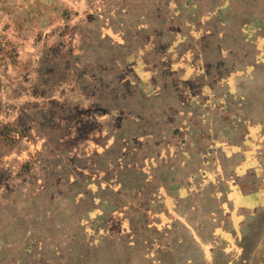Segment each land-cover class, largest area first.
I'll use <instances>...</instances> for the list:
<instances>
[{"label": "rangeland", "instance_id": "rangeland-1", "mask_svg": "<svg viewBox=\"0 0 264 264\" xmlns=\"http://www.w3.org/2000/svg\"><path fill=\"white\" fill-rule=\"evenodd\" d=\"M212 2L0 0V264H264V108L236 124L222 86L180 75L181 102H209L187 139L183 107L136 120L121 85Z\"/></svg>", "mask_w": 264, "mask_h": 264}, {"label": "crops", "instance_id": "crops-1", "mask_svg": "<svg viewBox=\"0 0 264 264\" xmlns=\"http://www.w3.org/2000/svg\"><path fill=\"white\" fill-rule=\"evenodd\" d=\"M215 1L217 3L212 2V6L206 4V13L200 15L201 19L197 21V25L189 26L187 29L189 37H186L188 41L186 39L178 41L171 50L158 58H153L151 68L150 61L145 60L147 64L143 72H140L139 67L133 66V73L131 75L127 73L123 78L122 86L128 85L130 81L129 85L137 89L136 101L143 110L137 109L131 114L136 120L143 121L144 118L148 120L150 115L153 121H158L160 118L154 109L166 106L165 108L168 109L164 110L162 115L169 117L168 121L175 122L174 117L180 116L176 113L180 111L177 107H183V122H186L184 135L187 139H191L192 136L197 137L200 133L198 137L202 138V130L195 123H205L208 119L209 102L191 98V96L181 102L178 91L184 85L190 87L189 91H193L194 94L206 93L207 86L217 83V86H222L221 90L233 96L232 99L226 100L228 104H224L226 103L224 100L214 101L218 103L217 107L221 108L216 112L217 115L228 119L223 111L224 107L237 106V113L232 108L229 116L234 123L242 122L249 125L259 122L254 113L249 111L252 108L260 112V109L264 108V101L256 103L249 97H251L250 91L264 93V0ZM232 8L235 10L229 12ZM238 14L239 22L234 24V29H231L230 23L233 19L230 17ZM196 34L201 35V43L196 42ZM181 46L183 48L186 46L188 53L179 56ZM156 59L160 61V65L162 63L166 65V69L159 68L160 71H157V67L153 64ZM195 72L197 77L193 78ZM180 75H182L183 85L179 82ZM141 85L145 87L141 88ZM234 91L248 93L245 94L246 99H236ZM243 93L240 94L243 96ZM148 112L153 113L148 114ZM108 116L106 114L99 118L106 119ZM162 120L165 119L162 118ZM187 139L183 150L190 151L192 145Z\"/></svg>", "mask_w": 264, "mask_h": 264}]
</instances>
